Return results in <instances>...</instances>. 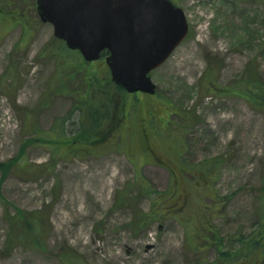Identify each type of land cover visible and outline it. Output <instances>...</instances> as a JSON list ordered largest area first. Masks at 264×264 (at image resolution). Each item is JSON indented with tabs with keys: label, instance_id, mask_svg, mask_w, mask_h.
I'll return each mask as SVG.
<instances>
[{
	"label": "rangeland",
	"instance_id": "obj_1",
	"mask_svg": "<svg viewBox=\"0 0 264 264\" xmlns=\"http://www.w3.org/2000/svg\"><path fill=\"white\" fill-rule=\"evenodd\" d=\"M177 1L190 25L188 37L151 73L156 95L137 92V105L154 121L148 122L149 136L159 128L169 135L176 118L171 110H187L183 158L206 167L218 158L220 166L210 174H184L160 135L153 147L168 164L156 166L136 145L134 128L128 139L133 156L117 150L114 140L89 156L59 161L54 172L36 166L50 159L49 150L29 145L23 154L28 170L18 168L5 180L0 173V264H64L61 251L69 247L88 264H212L215 244L194 238L199 215L211 216L226 246L257 228L264 194V109L238 95L208 93L201 76L216 67L217 83L229 86L241 81L251 62L264 84V0ZM36 5L37 0H0L1 161L21 153L23 142L37 134L36 125L49 129L70 112L74 97L59 92L60 84L69 91L78 87L59 75L60 63L50 53L57 47L53 25L40 19ZM97 62L104 70V59ZM12 70L15 83L5 80ZM77 122L75 113L68 127ZM136 153L137 164L131 159ZM137 171L159 191L172 188L158 200L165 213L158 220L140 219L153 196L140 190ZM16 208L50 214L48 252L20 245L5 251L7 216Z\"/></svg>",
	"mask_w": 264,
	"mask_h": 264
},
{
	"label": "trees",
	"instance_id": "obj_2",
	"mask_svg": "<svg viewBox=\"0 0 264 264\" xmlns=\"http://www.w3.org/2000/svg\"><path fill=\"white\" fill-rule=\"evenodd\" d=\"M172 1L178 3L177 0ZM53 41L55 46L57 44V47L50 53L60 63L58 66L59 75L63 79L65 77L72 78L73 82L78 85L77 89L71 91L63 83L59 85V92L64 91L65 93L67 90L74 97L72 109L66 116L57 118L49 129L42 130L36 125L35 132L37 134L23 142L24 145L20 154L7 161L0 160V173L3 180L18 168L20 170L30 168L29 162L26 161L23 154L27 146L34 144L46 147L51 154L46 163L36 165L45 172H54L59 161L94 154L110 145L114 140L117 141V150H124L128 155L133 156L129 151L130 145L128 144L129 135L132 134L133 136V132L132 129L128 130L125 127L124 116L134 113L138 107L137 94H129L125 89L115 84L106 61L104 70L97 69L100 66H96L97 61L86 62L81 52L69 49L64 40L55 37ZM108 54V51H104L101 58L105 60ZM215 68L208 69L201 76V80L205 81V89L208 93L238 95L250 101L254 107L264 109V84L251 62L246 64L241 81L229 86H220L217 83L214 74ZM10 77L13 79L12 83L17 81L16 70H12L5 80ZM175 109L169 113L170 116H172L171 114L176 115V118L169 125V135L167 133L165 135V132L159 128L156 136H153L155 133L149 136L145 128V122H143L142 128L145 129L146 134L142 131L138 139H142L141 142L144 141L147 145L149 140L154 141L157 139L158 142L157 135H160L163 145L174 151V159L180 162L184 174L186 173L191 177H194V174L198 171L210 174L213 168L220 166V159L212 160L210 166L206 167L204 164H191L183 158L182 153L186 142L184 133L186 132L185 129L188 128L186 122L189 121L191 116L187 110L177 111ZM75 113L78 122L75 126L69 128L68 123ZM28 117L30 118L31 114ZM149 123H154V121L150 120ZM119 130H122L123 133L118 134L117 131ZM131 147V149L135 148L133 145ZM138 148L141 150L140 146ZM131 159L136 164L139 163L137 162V153L134 154V160ZM137 177L143 187L140 190L148 196H153L150 211L140 215V219L145 221L160 219L165 213L160 212L161 206H159L158 200L162 195L168 194L172 188L169 187L165 191H159L152 184L147 183L140 171H137ZM216 201L218 202L214 199V203ZM259 203L261 208L257 213L259 216L257 228L249 234L242 233L235 236L234 243L230 246L225 245L224 238L221 237L218 228L210 224L209 219L211 216L204 213L199 215L201 219L197 222L196 227V236H198L194 238L211 240L215 244L218 254L212 264H264V194L260 195ZM50 220V214L42 209L30 211L16 208L14 214L10 213L7 216L9 230L4 243L5 251L10 252L20 245L32 250L48 252L47 237L52 225ZM184 225L187 230V238L190 239V236L193 238L192 229L188 223L185 222ZM61 252L64 264H88L82 255L78 254L73 248H63Z\"/></svg>",
	"mask_w": 264,
	"mask_h": 264
},
{
	"label": "water",
	"instance_id": "obj_3",
	"mask_svg": "<svg viewBox=\"0 0 264 264\" xmlns=\"http://www.w3.org/2000/svg\"><path fill=\"white\" fill-rule=\"evenodd\" d=\"M40 19L87 62L105 61L128 93L156 94L151 73L188 37L183 9L172 0H37Z\"/></svg>",
	"mask_w": 264,
	"mask_h": 264
},
{
	"label": "flooded vegetation",
	"instance_id": "obj_4",
	"mask_svg": "<svg viewBox=\"0 0 264 264\" xmlns=\"http://www.w3.org/2000/svg\"><path fill=\"white\" fill-rule=\"evenodd\" d=\"M2 9L0 8V11ZM137 94V93H135ZM149 95V94H148ZM143 112V107L142 106H138L134 113L128 115L126 114L124 116V124H125V127L128 128V130H131V129H136V134L140 136L141 132L143 131L144 134H146L144 131L145 129L142 128L143 127V122H145V125H146V130H148L147 126H148V122L150 121V116H149V110H148V113L147 115H144V113L146 114V112L144 113H141ZM149 137V136H148ZM142 139H139L137 141V146L139 144L140 148H141V151H143L144 154H146L149 159H151L154 163V165L156 166H164V165H167L168 162L167 161H164V158L163 157H160V155H158V153L156 152V150L154 149V141L152 140H149V143L146 145L143 142H141ZM164 164V165H163ZM166 168V167H165Z\"/></svg>",
	"mask_w": 264,
	"mask_h": 264
}]
</instances>
